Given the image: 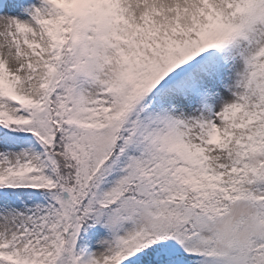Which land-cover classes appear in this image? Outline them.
Returning <instances> with one entry per match:
<instances>
[{
    "label": "rangeland",
    "instance_id": "1",
    "mask_svg": "<svg viewBox=\"0 0 264 264\" xmlns=\"http://www.w3.org/2000/svg\"><path fill=\"white\" fill-rule=\"evenodd\" d=\"M68 24L76 73L67 86L75 117L91 114L100 97L111 103L117 88L131 84L139 98L147 97L143 119L155 128L145 157L152 150L176 152L198 173L227 184L241 149L255 136L264 140V0H0V88H27L42 56L59 53ZM140 64L150 89L136 82ZM6 108L0 100V115L10 113ZM75 121L72 137L93 143L98 160L112 143L116 120L104 128ZM43 154L28 137L0 156V173L7 162H36ZM109 174L98 187L105 199L134 178L142 196H118L111 208L92 212L96 227L80 264H100L121 248L135 255L149 237L163 250L195 254L194 264H264V191L256 180L246 177L226 191L217 185L208 209L157 201L158 191L134 162ZM56 192L67 233L52 264H75L77 201L67 186ZM86 199L95 203L90 191ZM43 204L39 196L0 199V252L26 254L41 244L35 232Z\"/></svg>",
    "mask_w": 264,
    "mask_h": 264
},
{
    "label": "trees",
    "instance_id": "2",
    "mask_svg": "<svg viewBox=\"0 0 264 264\" xmlns=\"http://www.w3.org/2000/svg\"><path fill=\"white\" fill-rule=\"evenodd\" d=\"M69 45L70 41L66 38L59 57L42 56L35 66L33 81L27 88L12 85L9 91L0 90L1 104L7 105L6 112L15 113L10 116L17 120L15 124L10 120L0 121V146L2 147L0 156L6 158L7 152L12 151L15 146L31 136L38 141L44 152L36 162L32 160L7 162V167L4 166L3 172L0 173V199L4 196H8L13 201L33 196L44 199L41 209L42 221L35 232L41 244L33 252L30 250L26 254L17 250V253L13 251L10 256H5L0 252V264L53 263L54 257L62 250L66 239L65 221L62 220L61 210L54 200L56 191L61 185L71 188L74 199L77 201L76 217L80 229L76 238L75 251L76 264H80V257L90 245L96 227H94L95 219L92 212L102 208L96 202L90 206L86 193L90 191L93 195L102 183H107L111 179L109 174L111 171L114 173L123 169L128 162L140 164L149 171L152 178L149 180L145 178V180L158 191L156 200H170L171 206L179 204L202 208L207 195L205 187L220 184L226 185L225 188L228 189H233V186L239 188L244 184L243 180L246 177L252 181L256 180L257 185L262 186L264 191V180L261 179L264 178V155L257 161L250 158L252 153L264 154V140L261 137L255 136L254 140L245 149L242 148L233 160L236 175L229 185L218 182L216 178H202L193 167L191 171H186L180 165L178 157L167 151L152 150L151 157H145L143 151L145 152L149 138L144 125H138V123L143 121V109L147 103L145 99L138 101L130 84H126L124 90L121 87L117 88L114 92L115 97L110 96L107 99L111 100V103L102 99L97 100L91 114H86L87 120L95 128H104L112 119L116 120L112 143L105 148L104 154L97 161L93 143L72 137L74 126L69 120L71 92L67 83L69 76L74 73L72 69L74 59L68 48ZM136 74L137 82L146 87L148 85L147 67L140 64ZM9 83L7 81V85ZM10 92L17 94L25 103L15 101ZM18 111H22L24 116H19ZM37 112L40 114H36ZM109 164L111 166L106 169L105 166ZM85 167L87 169L83 174L82 169ZM257 175L261 178H256ZM117 194L119 197L132 196V194L135 197L142 196L137 192V184L130 183L120 187ZM101 198L108 205L107 208L114 205V200L112 202L102 196ZM153 238H147L149 244H142L135 255H130L121 248L112 252L100 264H125V262L128 264H193L194 257L173 254L166 248L163 251L160 240ZM147 254L151 257H147Z\"/></svg>",
    "mask_w": 264,
    "mask_h": 264
},
{
    "label": "bare ground",
    "instance_id": "3",
    "mask_svg": "<svg viewBox=\"0 0 264 264\" xmlns=\"http://www.w3.org/2000/svg\"><path fill=\"white\" fill-rule=\"evenodd\" d=\"M125 2L127 3V2H128V0H125Z\"/></svg>",
    "mask_w": 264,
    "mask_h": 264
}]
</instances>
